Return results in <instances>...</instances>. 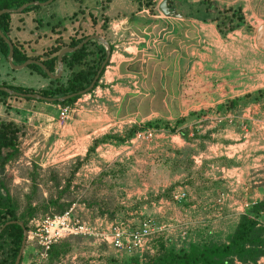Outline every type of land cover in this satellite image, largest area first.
<instances>
[{
    "label": "rangeland",
    "instance_id": "rangeland-1",
    "mask_svg": "<svg viewBox=\"0 0 264 264\" xmlns=\"http://www.w3.org/2000/svg\"><path fill=\"white\" fill-rule=\"evenodd\" d=\"M82 1L85 4L86 0ZM88 4L95 1L88 0ZM80 6L74 0H54L25 13L10 14L8 38L21 42L24 49L30 48L27 54L48 47L55 36L50 27L59 24L60 34L65 35L62 27L71 24L72 13L81 14ZM242 17L252 31L245 27L235 30L253 37L255 28L264 23V0H256ZM88 24L94 26L91 19ZM61 67L60 77L51 80L27 67L11 69L0 53V84L34 91L64 87L70 72L62 64ZM78 70L86 80L91 75L84 65L72 71ZM91 92L77 94L68 106L70 116L62 124L56 116L60 106L49 101L0 97V121L15 119L22 127L19 155L6 164L4 171L8 193L19 210L26 204L27 196L34 205L49 194L55 195L49 179L55 176L60 187L66 183L69 186L62 199L74 204L75 213L85 221L122 223L134 228L141 220H149L152 232L143 255L151 256L161 249L187 250L203 243H224L238 216L246 212L242 203L264 196L263 167H259V146L264 140L257 147L251 145L254 127L240 116L242 109L250 105H258L264 115L262 97L256 102L240 100L231 108L224 107L226 102H181L179 108L188 114L183 118L159 112L163 104L173 106L168 102H143L136 109L139 115L133 118L129 104L121 106L113 119L114 109L111 111L110 107L99 112V117L93 112L94 108L97 110L95 106H100L101 98L93 97ZM23 109L28 110L27 116ZM40 111L57 114L46 121L29 113ZM152 113H157V117ZM254 119L258 130L262 125L264 132L261 119ZM145 129L154 131L151 139H132V134ZM93 142L97 144L93 146ZM39 150L40 162L36 164L32 158ZM33 175L34 184L29 180ZM257 189L259 193L251 195ZM179 191L185 196L176 202L172 196ZM41 214L44 213L39 211L36 215ZM258 223L262 227L264 218H259ZM63 243L65 253L49 264H123L125 256L134 255L84 238L73 237ZM232 264L241 263L233 260ZM255 264H264V259Z\"/></svg>",
    "mask_w": 264,
    "mask_h": 264
},
{
    "label": "crops",
    "instance_id": "crops-1",
    "mask_svg": "<svg viewBox=\"0 0 264 264\" xmlns=\"http://www.w3.org/2000/svg\"><path fill=\"white\" fill-rule=\"evenodd\" d=\"M94 1L91 6L88 0L85 4L82 0L78 2L83 7L79 10L81 14L75 15L67 28L62 27L65 35L60 34L59 24L52 25L50 31L55 34L54 38L61 37L62 40L96 35L108 44L107 65L91 92L93 97L101 98L100 106H95L97 110L94 108L93 111L98 117L99 112L110 107L111 111L114 109L111 113L114 119L121 106L132 104L129 115L134 118L139 115L136 109L143 102H168L173 106L169 105L168 110L169 106L163 104L164 109H158L159 112L164 116L168 113L183 118L188 114L179 108L181 102L224 103L264 89V51L255 47L254 36L243 35L240 30L220 36L215 22L208 20L213 12L201 14L204 8L201 2L208 1L225 9L240 7L245 16L256 0H145L152 3V14H149L144 0ZM160 8L170 11V15L163 14ZM90 19L93 27L88 24ZM18 21L21 18L18 17ZM12 41L23 47L21 42ZM100 46L103 44L95 40L89 44V50L96 54ZM45 48L31 50L29 54L26 51L30 48L23 50L26 55H37ZM257 108L258 105H250L242 109L240 115L254 127L250 133V144L255 147L264 140L262 125L260 132L256 127L257 118L254 119V116L259 117L260 123L264 124V115ZM23 111L27 116L28 110ZM29 113L46 121L57 114L48 111ZM152 115L157 117V113ZM12 121L16 122L15 119ZM259 150L261 168L264 166V144L259 146ZM258 193V189L251 191V195ZM26 247L28 250L24 252ZM33 254L34 249L25 245L20 264H29Z\"/></svg>",
    "mask_w": 264,
    "mask_h": 264
},
{
    "label": "trees",
    "instance_id": "trees-1",
    "mask_svg": "<svg viewBox=\"0 0 264 264\" xmlns=\"http://www.w3.org/2000/svg\"><path fill=\"white\" fill-rule=\"evenodd\" d=\"M47 0H0V10H15L21 5L30 3H43ZM54 0H52L53 2ZM79 2L80 0H74ZM144 5L147 6L149 14H152L150 1L144 0ZM204 5L201 14L213 12V16L208 17V20L215 22V29L220 36H225L229 32L245 27L248 32L252 29L245 23L239 7L220 8L212 2L202 1ZM39 5H30L24 8L20 13H25L34 10ZM197 13L200 11L196 10ZM10 14L4 13L0 15V32L5 36L12 45V63L21 64L26 60H35L40 62L49 73L54 74L56 71V55L65 47H75L87 36L78 38L71 37L67 42L62 41L61 37L53 39L52 44L46 47L40 55H26L21 44L12 41L8 38L10 32ZM73 14L70 19L74 18ZM226 19V23H222ZM205 20V19H203ZM221 20H223L221 22ZM104 27V26H103ZM88 41L72 53L64 54L61 57V64L70 72V76L66 79L64 87H53L47 89H24L17 86L0 84V87H5L19 94H37L44 98H54L51 104L58 106H69L77 98V94L84 91L93 80L96 73L99 71L100 65L104 59V48L99 47L96 54L89 50ZM0 53L5 58L7 54V46L0 38ZM91 59V57H93ZM84 65L85 69L91 72L90 77L86 80L85 75L81 70L73 73L72 70ZM107 63L104 65V67ZM27 68L36 72V74L47 78L46 74L36 65L29 64ZM99 71L98 77L94 82L93 88L96 86L103 69ZM88 91V92H90ZM73 94L70 98L63 101H57L67 95ZM264 89L256 90L254 93L245 94L239 99L228 101L225 103V108L235 106L240 100H251L256 102L259 97L264 101ZM0 97L20 98L19 96H10L0 91ZM25 100H34L31 98L22 97ZM43 102L44 100H36ZM146 125L149 122L145 123ZM21 126L13 121H0V264H13L17 252L19 250L22 229L17 224L21 222L26 230L28 222L40 215L37 212H46L50 209L51 213H61L70 206V201H64L62 195L68 190V183L60 187L59 181L55 176L50 177L52 188L55 190V195L49 194L47 198L39 203L31 204V197L27 196V202L24 207L19 210L16 203L12 200L8 193V180L5 177V166L9 162L15 161L19 155V141L22 133ZM97 142H93V146ZM33 166H36L33 164ZM264 174V166L262 168ZM34 184V175L29 178ZM246 212L239 215L233 231L226 238V241L221 244L203 243L198 246H192L189 249H165L156 252L155 254L141 255L138 257L125 256L122 259L123 264H232L233 260L241 264H255L260 258L264 259V227L258 225V219L264 218V196L255 201ZM41 214V215H44ZM65 241V240H63ZM60 241L53 244L48 252V263L63 255L66 249L64 243ZM21 262V257L18 264Z\"/></svg>",
    "mask_w": 264,
    "mask_h": 264
},
{
    "label": "built area",
    "instance_id": "built-area-1",
    "mask_svg": "<svg viewBox=\"0 0 264 264\" xmlns=\"http://www.w3.org/2000/svg\"><path fill=\"white\" fill-rule=\"evenodd\" d=\"M68 106L58 107L57 120L64 123L70 116ZM154 131L145 129L132 134L135 141H147L152 138ZM185 194L182 191L173 194L172 199L182 201ZM219 197L217 202H221ZM254 202L244 201L242 209L247 210ZM71 204L61 213H47L31 219L25 230L24 245L34 249L29 264H47L50 247L63 240L78 237L92 241L97 245L107 246L117 252H127L141 257L146 250L148 237L152 232L149 220H141L134 228L122 223H107L94 221L90 223L81 219ZM262 223H258V225ZM264 227V223L263 226Z\"/></svg>",
    "mask_w": 264,
    "mask_h": 264
},
{
    "label": "water",
    "instance_id": "water-1",
    "mask_svg": "<svg viewBox=\"0 0 264 264\" xmlns=\"http://www.w3.org/2000/svg\"><path fill=\"white\" fill-rule=\"evenodd\" d=\"M51 2H52V0H47V1L43 2V3L24 4V5H21L20 7H18L17 9H15V10L3 9V10H0V15L4 14V13H20L27 6H30V5L44 6V5H47V4L51 3ZM160 10H161V12L163 14L170 15V11H167V10H164V9H161V8H160ZM253 36H254L255 47L258 50L264 51V23L259 24L255 28ZM0 38L4 41V43L7 46V54H6L5 59H6L7 64L11 67V69L18 70V69L26 67L29 64H34L37 67H39L46 74V76L48 78H50L51 80H56L61 75V70H62L61 57H62V55L68 54V53H72L73 51L77 50L78 48H80L82 45H84L88 41L98 40V41H100L103 44V47H104V59H103L101 65H100L99 71L102 70L104 65L107 63V61L109 59V54H110V48H109L108 44L105 43L99 36H96V35L87 36L85 39H83L75 47H65V48H62L57 53V55H56V71H55L54 74H51V73H49L47 71V69L40 62L35 61V60H26V61L22 62L21 64L13 65V63H12V45L9 42V40L5 36H3L1 34V32H0ZM99 71L96 73V75L94 76L93 80L90 82L88 87L86 89H84V91H89L93 87L94 82H95V80L98 77ZM0 91L4 92V93H6V94H8L10 96H19V97L31 98V99H36V100H44V101H49V102H52L53 100H55L54 98H44V97H42L40 95H37V94H19V93L11 91V90H9V89H7L5 87H0ZM71 96H73V94H70V95H67V96H64V97H61V98H57L56 100L57 101H63L65 99H67V98H70ZM40 155H41V150H39L38 153L32 158L34 163L39 164ZM17 224L22 229V239H21V244H20L19 250L17 252V255L15 257V260H14L13 264H18L19 259L21 257V253H22L23 248H24V243H25V229L23 228L21 222H17Z\"/></svg>",
    "mask_w": 264,
    "mask_h": 264
}]
</instances>
